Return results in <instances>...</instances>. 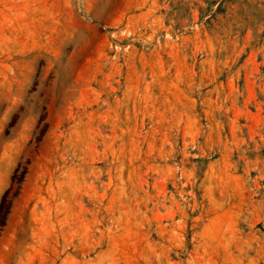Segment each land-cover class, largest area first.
<instances>
[{
    "label": "rangeland",
    "instance_id": "rangeland-1",
    "mask_svg": "<svg viewBox=\"0 0 264 264\" xmlns=\"http://www.w3.org/2000/svg\"><path fill=\"white\" fill-rule=\"evenodd\" d=\"M0 264H264V0H0Z\"/></svg>",
    "mask_w": 264,
    "mask_h": 264
}]
</instances>
